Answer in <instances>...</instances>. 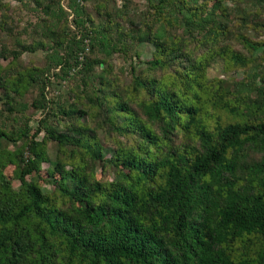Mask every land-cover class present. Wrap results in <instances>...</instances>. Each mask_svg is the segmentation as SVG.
<instances>
[{
    "label": "trees",
    "instance_id": "16d2710c",
    "mask_svg": "<svg viewBox=\"0 0 264 264\" xmlns=\"http://www.w3.org/2000/svg\"><path fill=\"white\" fill-rule=\"evenodd\" d=\"M15 1L36 20L0 0V264H264V0Z\"/></svg>",
    "mask_w": 264,
    "mask_h": 264
},
{
    "label": "rangeland",
    "instance_id": "374dc122",
    "mask_svg": "<svg viewBox=\"0 0 264 264\" xmlns=\"http://www.w3.org/2000/svg\"><path fill=\"white\" fill-rule=\"evenodd\" d=\"M100 0H91L89 2H87V8L89 9V11L92 12V10L94 9L95 11V6L96 4L99 2ZM5 2H7L9 4V8H8V12L10 14L13 15H19L20 20H21V25L20 28H23L24 25H26L27 22H30L31 20L35 21V15L33 11L24 9L21 4H19V2L15 1V0H5ZM112 2V1H111ZM62 4L64 5V7L66 8V1L63 0ZM112 4H116L118 5V7H120L122 5V1L121 0H116V2H112ZM146 7V0H133L132 5H131V10L132 12H137V11H141L144 10ZM69 10V9H68ZM70 16V20H71ZM4 36V35H2ZM2 39V38H1ZM88 46L86 47L85 51L88 52ZM152 47L150 45H143L141 46V52L143 53L142 56L144 59H147L151 56V52H152ZM83 54V53H82ZM44 56L45 53H43L42 51H38L35 53H25L23 55V60L26 63H30V62H34L35 64L38 65H42L44 64ZM80 58H82V55L80 56ZM112 62L115 65V69L119 70L121 67L124 66V61L121 57L118 56H114L112 59ZM209 75L211 77H219L222 78L224 80H226L227 84L229 86H233L234 83L240 79H242L244 77V70L242 68H226V64L225 62L221 61L216 63L212 68H210L209 70ZM60 83L62 86L56 85L54 87H52L49 91H50V95L51 96H58V95H62L63 97H67L68 96V91L69 88L72 86V81L69 79L66 80H62L57 82V84ZM0 108H1V102H0ZM40 116V112H36L35 115L33 116V124H36V120L38 117ZM42 138V135H40L39 139ZM11 147L13 148L14 146L11 145ZM49 149H50V154L51 156L54 155V149L52 144H49ZM8 173L11 172V168L7 169ZM20 184V182L18 180H15V186L18 187ZM49 187V186H48Z\"/></svg>",
    "mask_w": 264,
    "mask_h": 264
}]
</instances>
